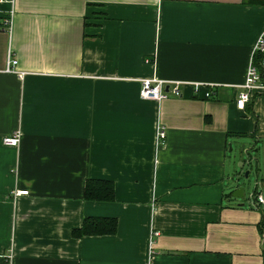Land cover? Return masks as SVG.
Instances as JSON below:
<instances>
[{
    "label": "crops",
    "instance_id": "obj_1",
    "mask_svg": "<svg viewBox=\"0 0 264 264\" xmlns=\"http://www.w3.org/2000/svg\"><path fill=\"white\" fill-rule=\"evenodd\" d=\"M9 6L0 264H143L150 245L157 264H264V95L235 104L264 0H14L8 30ZM152 76L180 94L140 97ZM234 145L255 168L241 197ZM108 182L112 197H100Z\"/></svg>",
    "mask_w": 264,
    "mask_h": 264
},
{
    "label": "built area",
    "instance_id": "obj_2",
    "mask_svg": "<svg viewBox=\"0 0 264 264\" xmlns=\"http://www.w3.org/2000/svg\"><path fill=\"white\" fill-rule=\"evenodd\" d=\"M3 0H0V3ZM10 4L6 10V14L2 17L1 26L8 30L12 27L13 21V1L7 0ZM1 11V8H0ZM10 63H15L14 57H9ZM6 70H9L7 67ZM179 81H166L165 79L158 78L156 76L144 77L140 81L139 95L142 98H153L161 100L167 97L168 93L172 92L176 95L180 94ZM168 85V89H166ZM212 84L196 82L194 84V90L196 93H200L204 96L211 94L210 87ZM257 95H264V28L259 33L252 50V55L248 64L244 81L239 85L237 95L235 98V104L238 108H243L245 103L250 100L251 97ZM156 137L158 142L163 143L166 138V130L163 126H159L156 131ZM4 143L10 145H16L20 140L19 129L13 131L11 134L4 136ZM27 189H18L17 194L26 193ZM255 204L262 207L264 211V197L260 193H256L254 196ZM261 244L264 248V232L261 237ZM153 249L151 245L148 251V257L143 264H157L152 259Z\"/></svg>",
    "mask_w": 264,
    "mask_h": 264
},
{
    "label": "rangeland",
    "instance_id": "obj_3",
    "mask_svg": "<svg viewBox=\"0 0 264 264\" xmlns=\"http://www.w3.org/2000/svg\"><path fill=\"white\" fill-rule=\"evenodd\" d=\"M228 160L231 161L233 171L239 177L246 194H249L253 187L255 171L254 162L250 160V155L247 151L240 150V147L234 145L232 149L228 150ZM246 170H248V175H245Z\"/></svg>",
    "mask_w": 264,
    "mask_h": 264
},
{
    "label": "trees",
    "instance_id": "obj_4",
    "mask_svg": "<svg viewBox=\"0 0 264 264\" xmlns=\"http://www.w3.org/2000/svg\"><path fill=\"white\" fill-rule=\"evenodd\" d=\"M92 190V187L89 185V180L87 181L86 183V196L88 197H91V198H95V197H98L100 194H98V192H95ZM105 192L106 194H103L102 196L100 197H104V198H111L112 197V194H113V188H112V185L111 183H107V186H106V189H105ZM99 220H102V219H98V218H85V221H99ZM85 221H84V224H85ZM83 224V226H84ZM116 227V223L112 220V226H111V230L115 229Z\"/></svg>",
    "mask_w": 264,
    "mask_h": 264
},
{
    "label": "water",
    "instance_id": "obj_5",
    "mask_svg": "<svg viewBox=\"0 0 264 264\" xmlns=\"http://www.w3.org/2000/svg\"><path fill=\"white\" fill-rule=\"evenodd\" d=\"M166 89H168V85H166ZM245 175H248V170H246ZM242 191H243V186H238L233 190L232 195L235 197H241Z\"/></svg>",
    "mask_w": 264,
    "mask_h": 264
}]
</instances>
